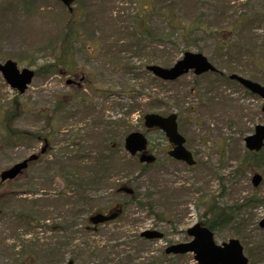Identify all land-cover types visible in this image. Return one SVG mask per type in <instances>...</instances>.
<instances>
[{
  "label": "rangeland",
  "instance_id": "374dc122",
  "mask_svg": "<svg viewBox=\"0 0 264 264\" xmlns=\"http://www.w3.org/2000/svg\"><path fill=\"white\" fill-rule=\"evenodd\" d=\"M225 2L75 0L69 18L56 0H0V62L11 59L19 69L37 73L48 62L54 64L61 50L69 46V71L63 75L40 71L20 96L0 76V115L11 109L12 103L16 110L21 104L23 113L11 128L50 136L47 155L16 181L0 184V212L4 214L0 217V264H50V247L46 246L61 237H69L68 250L82 251V256L65 253L62 261L56 257L51 264H196L191 254L166 256L163 251L185 242L189 227L209 220V202L228 212L227 208L245 197L264 196V150L246 177L237 172L245 154L243 139L262 124L261 101L236 84L216 81L208 74L195 77L188 73L174 82L161 83L153 81L145 69L151 64L170 67L185 52L201 53L224 74L234 71L262 81L258 69L264 70V0ZM242 20H247V26L243 24L241 32H234L232 27ZM66 32L72 41L65 39L64 43ZM220 39L227 46L221 45ZM238 50L245 56L236 63ZM81 77L85 81L79 87L66 86V80L79 82ZM58 101L60 109L55 107ZM150 113L178 116V130L197 165L190 168L171 160L163 134L157 130L145 133L143 117ZM132 131L146 135L156 163L140 173V165L124 152L125 159L114 158V176L108 186L90 194L98 202V211L118 204L125 209L117 220L95 232H85V217L92 212L73 219L71 210L58 199V193L66 190L63 158L76 151L97 153L107 139L108 145L123 151V139ZM43 146L41 140L12 144L0 134V173L39 153ZM82 170L80 167L76 174L81 176ZM254 172L263 178L255 189L250 182ZM125 175L138 193L135 201L112 191L113 184L125 181ZM64 193L81 195L84 188ZM147 195L149 201L144 200ZM30 199L38 205L35 210L41 218L32 228H25L16 220L29 207L26 200ZM142 202L144 207L139 206ZM247 211L251 230L237 235L245 242L249 264H264V229L258 226L264 219V205ZM66 226L74 233L53 231ZM148 229L160 231L163 238H139ZM233 230L232 222L219 226L216 243L235 238ZM3 236L15 255L6 256L1 247ZM36 240L49 255L43 252L37 256L29 249L28 244ZM86 251L92 252V257L86 256Z\"/></svg>",
  "mask_w": 264,
  "mask_h": 264
},
{
  "label": "trees",
  "instance_id": "16d2710c",
  "mask_svg": "<svg viewBox=\"0 0 264 264\" xmlns=\"http://www.w3.org/2000/svg\"><path fill=\"white\" fill-rule=\"evenodd\" d=\"M230 0H226L225 4L228 3ZM226 7V6H225ZM227 9V7H226ZM72 17V14H69V18ZM247 26V20H242L241 22H237L235 23V26L232 27L234 32H241L242 27ZM70 27V26H69ZM68 28V27H66ZM146 38L149 37V33L146 32ZM64 37L67 38H63V42L65 43V39L67 40V42L69 41V39L71 38V34L66 32ZM220 43L221 45L227 46V43L224 42L222 39H220ZM261 47H263L264 49V43L261 44ZM69 46L67 45L66 47H64L61 50V54L60 56L55 59V63L54 64H50V62H48L45 66L41 67L38 71L37 74H39L40 71H42V74H53V73H61V72H68L69 70V63L66 59V55L69 53ZM70 49H71V44H70ZM108 54H111L112 52H110V50H107ZM238 56L236 57V63H238V61L245 56V54H242L240 50H238L237 52ZM234 65V63H233ZM235 66V65H234ZM58 68H60V70H58ZM229 71V70H228ZM232 73H236L234 71H229V74ZM208 75H211L214 77V80L218 81L221 80L220 76L218 74H212V73H208ZM224 77V80L226 79V81L228 80L227 76H222ZM153 81L155 82H159L157 79L151 77ZM252 79H255L252 76ZM225 81V82H226ZM13 104V105H12ZM11 109H7L4 110L3 112H1L0 115V134L2 135V138L4 137V139H8L10 141H12V144H16V143H25V142H29L32 140H36V138L38 137L39 134L37 133H33L31 131H25V130H18V129H12V123L13 121L18 118L19 115H21L23 113V109H22V105L20 104V110H16V107L14 104L16 103H12ZM56 109H60L61 105L60 102L58 101L57 105L55 106ZM18 109V108H17ZM19 111V112H18ZM53 133V132H52ZM44 137V138H43ZM50 137V136H49ZM47 134L41 136L40 138L42 139H47L49 138ZM38 139V138H37ZM89 152V151H88ZM84 153L81 151H76L73 153V155L71 157L68 158H63L64 163L66 164L65 167L64 165H62L64 168H66V172L63 171V168H61V171L63 173L66 174V186L64 191H68L70 192L71 190H73V188H76V191L79 190V188H84V193L81 195H76L73 196L71 194L67 195L64 193V191L59 192L58 193V199L60 201H62V203H64L63 206H65L66 208H69L70 213L72 214L73 219L77 218L79 215H82L83 213H86L85 211H89V212H93L96 211L98 208V202L96 200V198H94V196L92 197V195L90 194V191L92 190H96L97 188H99L100 186H108V182L111 179V177H113V166H114V162L116 160H114V158H118L121 160H123V158L125 159V157H127L123 151L120 150H116L115 147H112L110 145H108V139L106 140V145L97 153ZM121 152V153H120ZM258 154L255 153H250V152H245L243 159L241 160L238 168H237V172L238 175L246 177L248 175V173L251 171V166L253 162H255V159L257 158ZM131 159V158H130ZM76 167V168H75ZM83 168V172L82 175H78L76 174L77 169ZM140 169V173L144 170L145 166H141ZM76 169L75 172L73 171V169ZM71 178H73V180H71ZM125 181L123 183H116L113 184V188L112 190H116V188L119 185H131L132 180L130 178H127V175L124 176ZM74 184V187H73ZM255 191V190H254ZM24 193H28V192H24ZM80 193V192H79ZM138 196V193L135 191L134 195L132 197H129V201H135ZM149 195L144 197V200L149 201ZM27 205L29 206L27 208H25L22 213L18 214V218H17V222L18 220H21L23 224L22 227L24 226L25 228H32L34 226V224H37L38 221L37 219L41 218V215L37 214V211L35 210L36 204L33 200H26ZM264 205V196H259L256 194H253L251 196L245 197L243 198L242 202L240 204H234L232 207L227 208L228 212H226V210L221 209L219 207L216 206V204H214L213 202H209V205L207 206V211H209L210 213V218L209 220L203 222L204 226H206L207 228H209L211 231H213L214 233L218 230L219 226H222L223 224L226 223H231L233 224L234 227V232H233V237L238 238L242 244L244 245V249L247 252V248L245 245V242H243V239L238 236L237 234L240 233V231H245L246 229H249V225L251 222V218L249 215H247V209H251L256 205ZM144 202L139 203L140 207H144ZM153 204H150L149 210L152 209ZM82 207V208H81ZM86 208V209H83ZM83 209V210H82ZM246 211V212H245ZM239 213H241L239 215ZM244 214L246 216H249L247 218L249 219H244ZM4 215L3 212H0V217ZM235 215V217H234ZM233 216V219H232ZM47 216H45L46 219ZM43 220V219H41ZM67 223V222H66ZM70 227V226H69ZM247 227V228H246ZM53 229V228H52ZM61 227H56V229L54 228L53 231H55L56 233L60 232H69L70 233V229L66 226L63 230H61ZM74 233V232H73ZM4 236L3 239H1V247L2 249L5 251L6 256L9 257V255L13 256L15 255V253H13V248H8L5 244H4ZM7 240V239H6ZM72 240L69 239V237H61L57 240L56 243L54 244H49L46 246V248L50 247V255L46 252L48 251H42L41 250V245L38 244V240H36L35 242H33L32 244H28V247L31 251H33L34 253H36V255L38 256V254H44V256H48L49 261H51V263L53 261H55L56 257L57 260L62 261L65 253L66 254H71L72 256H76V258H79L82 256V251L79 250H68V248L71 246L70 242ZM85 245H87L86 243H83ZM259 245V244H258ZM257 245V246H258ZM83 246V245H82ZM7 247V250H6ZM88 247V245H87ZM260 248V246H259ZM75 249V247H74ZM79 249V248H77ZM57 251V252H56ZM64 251V253H63ZM44 252V253H43ZM54 252V253H53ZM95 253V252H94ZM55 254V255H53ZM86 256H91L93 255L92 252L86 251L85 253ZM95 256V255H94ZM50 263V264H51Z\"/></svg>",
  "mask_w": 264,
  "mask_h": 264
},
{
  "label": "water",
  "instance_id": "95a60500",
  "mask_svg": "<svg viewBox=\"0 0 264 264\" xmlns=\"http://www.w3.org/2000/svg\"><path fill=\"white\" fill-rule=\"evenodd\" d=\"M68 11H71V4L74 0H58ZM147 70L152 75L163 81H174L179 77L193 72L195 76H199L208 72H215V68L208 60L199 53L186 52L182 58L175 62L169 68L160 66H148ZM0 74L6 84L22 94L27 86L31 83L34 73L29 69L18 70L15 62L7 60L0 63ZM231 80H235L250 93L257 95L262 100V114L264 120V87L257 83L251 82L237 75H231ZM144 126L147 129L157 128L162 131L168 142L173 145L168 156L174 160L186 163L188 166L194 165V160L189 151L184 148V138L177 131L176 115L172 114L166 117L157 114H148L144 116ZM147 140L138 132L130 133L124 139V149L130 156L139 154V162L144 164H152L155 158L146 153ZM244 146L246 150L251 152H259L264 146V121L262 125L254 128L253 134L244 138ZM36 156H31L27 160L16 163L10 168L0 173V181L13 180L20 175L30 161L35 160ZM261 176L255 174L251 178L252 185L257 187L261 182ZM119 192L133 194V191L126 187H120ZM120 210L114 214L102 215L96 214L89 218L93 225L105 223L114 220ZM260 227H264V220L260 222ZM190 241L169 246L166 248V254L184 255L191 253L197 264H248L247 258L243 254L242 246L236 239H231L226 243L217 245L214 242L212 232L199 223L190 227L187 231ZM147 240L160 239L162 234L156 231H145L141 234Z\"/></svg>",
  "mask_w": 264,
  "mask_h": 264
},
{
  "label": "flooded vegetation",
  "instance_id": "af4514ba",
  "mask_svg": "<svg viewBox=\"0 0 264 264\" xmlns=\"http://www.w3.org/2000/svg\"><path fill=\"white\" fill-rule=\"evenodd\" d=\"M261 18H264V16H263V14L261 15ZM263 20V19H262ZM262 43H264V40L263 41H261ZM263 56V55H262ZM258 72H259V75H260V77H261V79H262V81H260V80H257L256 78L255 79H252V77H248L249 79H251V80H253V81H256V82H258V83H260V84H262L263 86H264V70L263 69H258ZM85 77H81V79L79 80V82H77L75 79H71V80H69V87H73V86H77V87H79L80 85H81V83L82 82H84L85 81V79H84ZM247 92V91H246ZM249 93V92H248ZM249 94H251V95H253L252 93H249ZM253 96H256V95H253ZM257 97V96H256ZM260 101H261V99L259 98V97H257ZM259 113H260V116H261V119H262V123H263V114H262V101H261V106H260V111H259ZM170 146V145H169ZM47 147H48V145L47 144H45V147L42 149L43 151H41L40 153H41V155H42V157L43 156H45L46 154H47ZM171 147V146H170ZM41 157V158H42ZM38 161H39V159H38ZM38 161H36V162H38ZM9 183H11V182H9ZM118 206L119 207H121V208H123V204H118ZM110 211V209H108L107 208V210L105 211V212H103V211H99V212H96V213H108ZM99 227H100V225H98ZM98 226H92V225H89L88 224V227H85V231H88V232H92V231H97V228H98ZM69 264H73L72 263V261H70L69 262Z\"/></svg>",
  "mask_w": 264,
  "mask_h": 264
}]
</instances>
